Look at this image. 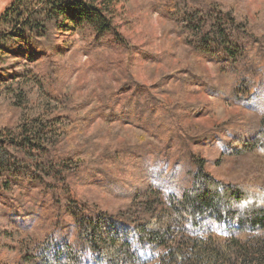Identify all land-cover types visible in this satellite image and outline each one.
I'll use <instances>...</instances> for the list:
<instances>
[{
  "label": "rangeland",
  "instance_id": "obj_1",
  "mask_svg": "<svg viewBox=\"0 0 264 264\" xmlns=\"http://www.w3.org/2000/svg\"><path fill=\"white\" fill-rule=\"evenodd\" d=\"M3 1L0 15L15 0ZM111 1L119 38L64 19L49 53L23 39L11 51L0 49V136L18 140L47 126L39 136L47 143L42 158L58 162L66 178L61 184L44 174L41 192L14 184L8 196L0 193V214L8 219L0 215V256L11 264L44 239L67 190L116 214L130 208V194L157 182L153 173L181 186L196 160L224 184L264 190L263 152L225 156L237 145L234 135H264V103L249 108L239 98L244 82L248 91L264 90V0H198L234 17L233 34L246 45L234 65L189 51L192 33L174 22L165 7L170 0ZM145 99L166 114L157 121L161 131L127 113L128 102ZM32 209L33 218L21 222ZM202 234L219 240L228 233L211 224Z\"/></svg>",
  "mask_w": 264,
  "mask_h": 264
},
{
  "label": "trees",
  "instance_id": "obj_2",
  "mask_svg": "<svg viewBox=\"0 0 264 264\" xmlns=\"http://www.w3.org/2000/svg\"><path fill=\"white\" fill-rule=\"evenodd\" d=\"M165 7L177 16L174 22L181 24V31L192 33L185 44L193 54L231 65L243 56L246 45L233 34L237 27L230 12L216 13L198 0H170ZM113 12L111 0H15L0 15V49L11 51L10 45L23 39L31 49L49 53L64 19L97 36L119 38ZM246 82L251 89L252 84ZM246 88L240 90L241 102L260 108L264 90ZM150 103L148 99L130 101L127 113L161 131L158 122L167 116ZM41 129L48 130L46 126L22 132L18 140L0 136L1 194L10 193L14 184L41 192L47 186L44 174L66 184L65 168L49 156L46 161L42 158L47 143L39 137ZM256 134L249 141L234 135L237 149L229 145L225 156L253 150L264 153V135ZM190 163L195 168L187 172L181 186L175 180L172 186L160 173H153L157 182L130 194V208L116 214L96 209L67 190V203L57 207L44 239L14 264H148V256L157 259L155 264H264V190L224 184L201 161ZM52 168L54 175L49 173ZM50 196L63 198L56 193ZM27 213L21 222L33 218V209ZM211 224H221L228 234L219 240L204 236L203 229ZM0 264L11 263L0 256Z\"/></svg>",
  "mask_w": 264,
  "mask_h": 264
},
{
  "label": "bare ground",
  "instance_id": "obj_3",
  "mask_svg": "<svg viewBox=\"0 0 264 264\" xmlns=\"http://www.w3.org/2000/svg\"><path fill=\"white\" fill-rule=\"evenodd\" d=\"M4 1L3 0H0V9H1V7L4 5Z\"/></svg>",
  "mask_w": 264,
  "mask_h": 264
}]
</instances>
